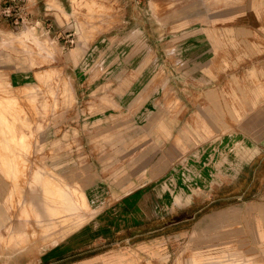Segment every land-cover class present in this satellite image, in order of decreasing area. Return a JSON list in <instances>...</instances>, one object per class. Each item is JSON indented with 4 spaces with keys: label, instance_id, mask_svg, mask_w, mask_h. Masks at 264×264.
<instances>
[{
    "label": "rangeland",
    "instance_id": "rangeland-1",
    "mask_svg": "<svg viewBox=\"0 0 264 264\" xmlns=\"http://www.w3.org/2000/svg\"><path fill=\"white\" fill-rule=\"evenodd\" d=\"M140 2V6H143V2L145 4L148 2L147 27L153 35L157 34L161 27L164 29L165 25L169 30H173L178 20L192 12L200 14L213 7L225 5L232 9L233 6L237 8L244 5L243 0H140ZM3 4L4 0H0V6ZM118 4L117 0H71V10L68 14H64L61 8L53 7L56 9L58 22L63 24L60 16L64 22H69L67 32L74 33L76 37L72 34L68 37L54 38L53 34H48L49 27L44 22H38L36 26L29 22L21 27L14 26L6 20L0 21V99L4 96H14L19 113L27 122V126L21 129L25 136L16 140L14 137L11 138L12 145L15 142L22 144L16 148L17 153L14 151L0 153V182L5 186L4 192L0 194V207L4 206L6 210L0 217V264H37L58 253L72 254L92 248L90 245L85 247L83 245L85 241L91 242L94 239L104 243L110 240L120 241L122 238L158 228L174 219L170 215L149 219V215L145 216L148 213L145 208L143 209L145 212L141 211L137 216L121 217L124 208L117 209L118 211L114 209L121 202V199H113L114 194L131 191L137 194L138 198L143 196L145 198L150 192L152 194L164 186L160 185L161 181L167 180V186L174 187L172 184L174 181H184L188 184L187 180L189 182L187 187L195 199L207 198L208 186L203 181L205 179H202L205 176V168L189 167L190 164L205 166L202 164L205 162V151L200 152L202 155L197 159V156H193L194 160L191 159L193 143L197 146L199 143L200 150L207 144V136H201L207 134L203 130L204 121L184 123L190 129V133L198 135L189 137L192 144L186 143L180 137L176 139L175 136H171L167 139L166 146H161L160 150L156 149L148 154L125 152L121 149H126L128 140L129 145L132 140H135V144H141L139 141L149 138H132L121 133H109L107 130L110 128L127 130L128 128L124 126L126 122L118 121L119 116L115 115L114 120L107 123L99 121L95 114L98 104L94 93L80 96L79 92L82 90L77 88V84L84 79L86 82L100 84L111 82L115 85L120 81L112 78L113 74L110 72L101 71L102 65H107L108 70L118 65L116 59L110 60L115 54L114 52L111 55V50L122 48L125 52L123 54H127L119 58V63L126 65L130 50L133 47L134 50L142 48V42L97 39L99 36H110L112 32L117 31L116 20L121 11ZM261 10L263 23L256 31H231L229 50L219 62H216V70L220 71L216 73V82L200 83L202 85L199 91L200 99L206 96V88L217 83L223 87L211 97L216 98L217 102L221 100V105L216 104V111L217 109L224 111V114L223 112L220 114L223 118L233 117L229 107L246 109L248 113L256 103L264 102V9ZM32 27L36 29L37 37L44 43V48L39 49L38 46L40 48L42 46L40 42L37 46L32 39L14 37L25 28L29 30L28 33L33 34L35 30ZM125 30L127 28L124 26L123 31ZM81 31L84 35L80 38ZM234 37L252 39L236 41ZM158 43L159 41L153 40L150 42L153 49L159 47ZM77 44H81L87 50V54L74 70L68 52ZM98 48L103 49V54L97 55ZM172 49L174 48L168 49V59L161 50V60L167 65H174L173 57L169 56ZM28 52L34 58V64L27 60ZM155 54L156 50H153L149 57L150 64L158 63ZM92 57L94 58L91 64L98 65L97 71L93 66L91 69H82L89 70L86 74L83 72L77 75L75 71L84 68L86 66L84 64L88 65ZM48 72L51 76L44 80ZM120 86L127 88L128 81L125 80ZM253 100H256L254 105ZM172 107L176 108L174 105ZM235 116L239 117L238 114ZM3 123L6 128L9 127L7 122ZM239 124L238 120L233 119L215 122V125L219 126H216L218 133L230 132L235 127L239 128ZM131 128L133 127L130 126L129 129ZM151 139L150 149L158 148L153 141L156 138ZM147 144L149 142L144 146L142 144L137 146L136 150L145 149ZM175 145L181 147L182 154L173 152ZM166 148L172 151V154H166L170 160L167 164L164 162L159 164ZM154 164L157 168L152 174ZM143 168H146L145 173ZM103 174L113 178H130L133 175L136 182L138 178L140 181L146 178L151 179L152 183L134 185L130 182L128 185L119 186L118 191L110 192L107 186L104 189L100 183ZM197 180L204 183L197 184ZM64 181L70 185L78 183L85 190L91 202L90 207L97 209L95 217L87 206L79 205L78 192L66 186ZM172 195L167 189L163 192V199L167 198L168 208L174 207ZM73 202L74 205L70 207ZM190 206L186 208L191 209ZM80 211L81 213L84 211L86 216H79ZM128 222L131 224L129 229L125 227ZM123 223L126 225H121ZM111 225L120 229L106 234L110 239L101 240L99 236L105 235L107 226ZM80 227L82 230L77 232ZM171 227L169 230H173ZM237 228V225L231 223L229 231L233 233L227 239L222 235V228L210 234V237L206 232H201L197 248L192 246L190 240H185L181 248L171 250V264H238L232 253H229L230 251L240 256L245 255V251L240 248L242 246L238 233L234 232ZM139 236L145 235H138V238ZM210 244H215L216 248L206 251L207 245ZM78 245L81 246L72 249ZM226 246L228 251L223 250ZM207 252L211 253L209 258Z\"/></svg>",
    "mask_w": 264,
    "mask_h": 264
},
{
    "label": "crops",
    "instance_id": "crops-1",
    "mask_svg": "<svg viewBox=\"0 0 264 264\" xmlns=\"http://www.w3.org/2000/svg\"><path fill=\"white\" fill-rule=\"evenodd\" d=\"M117 1L121 10L116 20L117 31L112 32L110 36H99L97 39L142 42V48H138L137 51L133 47L130 50L126 65H121L119 58L127 53L123 54L125 52L118 47L111 50V55L114 52L115 54L110 57V60L116 59L118 65H114L110 70L107 69V65H102L101 71L110 72L113 74L112 78L121 82L118 81L117 85L111 82L100 84L86 82L84 79L77 84V88L82 90L79 92L80 96L86 95V93L89 95L94 93L98 104L95 108V114L99 121L107 123L114 120L113 116L115 115L119 116L118 121L126 122L124 126L128 128L127 130L110 128L107 130L109 133H121L132 138H149L139 141L142 142V146L149 142L143 150H136L137 146L141 144H135V140H132L129 145L130 141L128 140L126 149H121L125 152L148 154L161 146H166L167 139L171 136H175L176 139L180 137L186 143L192 144L189 137L197 134L190 133V129L184 123H203L204 121L203 130L207 134L201 136H207V144L200 150L199 143H197L198 146L193 143L191 145V159H195L193 156H197V159L200 152L205 151V162H202L205 166L190 164L189 167L193 169L205 168V176L202 179H205L203 181L208 186L209 192L207 198L195 199L187 187L189 184L187 180L186 183L188 184H185L184 181H174L172 183L174 187H168L167 180H165L159 182L160 185L164 186L152 194L150 192L145 198L144 196L138 198L137 194L131 191L114 194L113 199H121V202L114 209L118 211L117 209L124 208V214L121 217L137 216L141 211L145 212L143 210L145 208L148 211L145 216L149 215V219L164 218L169 215L174 219L167 221L164 225L161 224L162 226L158 228L122 238L120 241L110 240L106 243L97 242L96 239L91 242L85 241L83 245L85 247L90 245L92 248L72 254L58 253L37 264H171V250L181 248L185 240H190L192 246L197 248L201 232H206L210 237V234L215 233L220 228L223 229L224 239L230 238L231 233H233L229 231L231 223L238 227L234 232L237 231L238 233L239 243L242 246L240 248L245 251V255L240 256L238 253L230 251L229 253H232L238 264H264V102L255 104L256 100H253V105H255L251 107L248 113L246 109L229 107L233 117L223 118L220 114L222 112L224 114V111L220 109L216 111V104L221 105V100L217 102L215 101L216 98H211L223 88L218 85L220 83L206 88V96H202L201 99L199 96L201 82H216V73L220 72L216 70V62H219L220 58L225 56L229 50V44L232 40L231 31L253 32L261 27L263 23L261 9H264V0H243V6L239 5L237 8L233 6L232 9L230 6L223 5L210 8L200 14L192 12L187 17L178 20L173 30H169L167 25L164 26V29L161 27L162 31L159 30L155 34L156 36L147 27V19H149L147 16L148 2L146 4L143 2V6H140V0ZM26 5L30 20H37L39 23L44 22L49 27L48 34H53L54 38L68 37L72 34L75 36L74 33L67 32L69 22H64L61 16L63 24L58 22L55 15L56 9L53 8H61L64 14H68L71 10V0H26ZM124 26L127 28L125 31H123ZM34 30L35 32L32 34L28 33L29 30L25 28L14 37L32 39L37 45L40 41L36 29ZM83 35L81 31L80 38ZM255 35L258 34L255 33ZM234 39L246 41L252 38L234 37ZM152 40L159 41L157 49L151 47L150 42ZM40 44L42 46L40 48L37 45L38 48H44V43L40 42ZM170 47L174 48L172 49L173 53L169 54L173 57L174 65H167L161 60V50L164 51L166 59H168L167 52ZM153 50H156L155 55H157L158 60L155 65L149 63V57ZM97 51L99 52L97 55L103 54V49L98 48ZM86 54L87 50L81 44L70 48L68 56L70 62L73 63L74 70L85 59ZM26 56L30 64L35 63L30 52ZM93 58L88 65L84 64L86 66L77 69L75 73L80 75L85 72L86 74L89 70L83 71L82 69H91L95 66V64H91ZM50 76L49 72L46 73L44 80H48ZM125 80L128 81L127 88L120 86ZM156 93L157 95H155ZM172 105L176 108L173 109ZM234 114H238L239 117L237 118ZM226 119L238 120L240 122L239 128L236 129L235 127L230 132L218 133L216 131L218 125H215V122ZM3 122H7L10 128H6ZM26 126V119L19 113L16 98L11 95L2 97L0 99V146L2 147L0 153L16 152V148L19 145L22 146L16 142L12 145L11 138L14 137L16 140L25 136L21 129ZM130 126L133 128L129 129ZM151 138L157 139L153 141L156 147L159 146L158 148L150 149ZM173 152L182 154V149L175 145ZM163 153L159 164L161 162L167 164L170 158L166 154L169 153L170 155L172 151L166 148ZM156 168L157 166L154 164L151 170L152 174ZM143 170L145 173L146 168ZM192 181L196 183V181ZM130 182L134 185H147L152 183V180L144 178L140 181L138 178L136 182L133 175L130 178H113V176L103 174L100 181L104 189L107 186L109 191H118L119 186L128 185ZM64 183L78 192L79 205L87 206L89 211L93 212L92 216L95 217L97 209L90 207L91 202L85 190L78 183L75 185H70L65 181ZM199 183L204 182L197 180V184ZM184 185L186 186L184 187ZM4 189V183L0 182V194L4 192ZM166 189L173 194L170 198L174 207L168 208L167 198L163 199V192ZM217 202H219L218 205H215ZM189 205H191V209L186 208ZM152 207L154 208L152 209ZM4 212H6L4 206L0 207V217L4 215ZM78 215L86 216V213L80 211ZM121 225L125 226L126 224ZM125 227L129 229L131 224L128 222ZM170 227L173 230H169ZM107 228L105 235L99 236L103 241L106 238L110 239V236L106 234H111L120 229L119 227L113 228L112 225L107 226ZM81 230L82 227L77 232ZM142 234L145 236L138 238V235ZM215 246V244L207 245L206 251L215 249ZM225 248L223 250L228 251V246ZM207 254L209 258L211 253L207 252Z\"/></svg>",
    "mask_w": 264,
    "mask_h": 264
},
{
    "label": "built area",
    "instance_id": "built-area-1",
    "mask_svg": "<svg viewBox=\"0 0 264 264\" xmlns=\"http://www.w3.org/2000/svg\"><path fill=\"white\" fill-rule=\"evenodd\" d=\"M6 20L8 23L16 26H25L29 22L35 26L37 20L31 21L29 11L26 5V0H5L0 6V21Z\"/></svg>",
    "mask_w": 264,
    "mask_h": 264
},
{
    "label": "bare ground",
    "instance_id": "bare-ground-1",
    "mask_svg": "<svg viewBox=\"0 0 264 264\" xmlns=\"http://www.w3.org/2000/svg\"><path fill=\"white\" fill-rule=\"evenodd\" d=\"M68 198H69V196H68ZM68 200H69V199H68ZM73 205H74V202L70 204V207H72Z\"/></svg>",
    "mask_w": 264,
    "mask_h": 264
}]
</instances>
